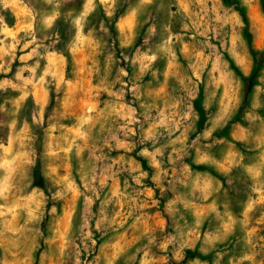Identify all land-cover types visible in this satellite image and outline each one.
Returning <instances> with one entry per match:
<instances>
[{"label": "rangeland", "instance_id": "374dc122", "mask_svg": "<svg viewBox=\"0 0 264 264\" xmlns=\"http://www.w3.org/2000/svg\"><path fill=\"white\" fill-rule=\"evenodd\" d=\"M251 51L264 57L261 0H0V264H264Z\"/></svg>", "mask_w": 264, "mask_h": 264}, {"label": "clouds", "instance_id": "9594fccd", "mask_svg": "<svg viewBox=\"0 0 264 264\" xmlns=\"http://www.w3.org/2000/svg\"><path fill=\"white\" fill-rule=\"evenodd\" d=\"M46 2L51 4L53 2V0H46ZM87 2H88L89 6L92 5V0H87ZM113 3H115V0H113ZM151 3H152V0H141V4H151ZM136 11H137L136 9H133V15L136 14ZM68 15L71 16L72 13L69 12ZM57 16H59V12L55 13L52 18H55ZM75 23L80 24L81 23L80 19H77L75 21ZM100 23H101V26L103 27V21H100ZM44 24L46 27H51V24H50L48 19L44 20ZM195 118L198 119V115H195ZM201 137L202 138L198 139V141H197V143L199 145L197 151L198 152L207 151L208 157H209V163H211V162L216 160V156H215L214 152L212 151V149L215 146L216 140L214 137H211L210 133L207 136H205L203 133H201ZM129 147H135V145H129ZM143 151H146V149H142L141 153ZM141 153H138V154H141ZM186 155H187V153H186ZM243 159H244V155H243V153H241L237 163H240V161H243ZM181 164L183 165V167H185L188 170V172H191L192 166L195 164H198V158L193 159L189 163H185L184 161H181ZM241 166L245 167L246 170L251 167L250 165H241ZM141 175H143L145 178L147 177V173H141ZM194 175L195 176H202V177L206 178V181L204 182V187L206 189L212 188L214 184L220 185L222 187L221 182L219 180H217L212 175V173L210 171H201V172L194 173ZM200 183H201V181H196V185H199ZM229 183H231V178L229 179ZM186 186H190V185H186ZM190 187H191V191L188 193V195H194L197 188L195 186H190ZM213 190L218 191L219 189L216 188ZM2 194H3L2 191H0V195H2ZM173 198H175V197H173ZM166 207H167V204L165 205V208ZM53 211H55V208H53ZM180 216H181V218L184 219L185 227L188 229L189 234H194L197 236H199L201 234L200 230L198 228L193 227V226L188 224L187 217L184 215V213H181ZM169 227H171V225H169ZM214 227H215V225H214L213 221L210 220L208 223V229L203 232V235L206 239L208 238L209 234L211 233V231L213 230ZM194 250L195 249L193 247V251ZM186 264H208V262L206 260H201L199 257H192V258H187Z\"/></svg>", "mask_w": 264, "mask_h": 264}, {"label": "trees", "instance_id": "16d2710c", "mask_svg": "<svg viewBox=\"0 0 264 264\" xmlns=\"http://www.w3.org/2000/svg\"><path fill=\"white\" fill-rule=\"evenodd\" d=\"M261 5H262L263 14H264V0H261ZM235 8H236V11L241 16L242 20L244 22H246V17H245V13H244L243 7L237 5ZM111 30H113V28ZM247 36H249L248 33H247ZM251 55H252L253 64H254L252 72H251V74L248 77H242L241 76L243 82L248 84L247 85L248 91L250 90L251 86L253 85V83L255 81V78H256L257 73L259 71V68L261 66V62L264 60V57L263 58H258L257 53L254 52V51H251ZM196 110L198 111V113L200 115L199 124L202 125L203 120H204V111L202 110V108L200 106H197ZM33 176H34L33 185L38 187V188H40V189H44V178L38 172L37 169H35ZM187 254H188L189 258L196 257V255H194V253H192L191 251H187Z\"/></svg>", "mask_w": 264, "mask_h": 264}]
</instances>
